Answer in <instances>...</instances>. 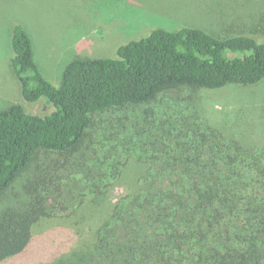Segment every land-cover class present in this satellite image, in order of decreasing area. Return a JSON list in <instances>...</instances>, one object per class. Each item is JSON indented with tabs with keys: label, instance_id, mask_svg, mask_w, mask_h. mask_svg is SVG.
<instances>
[{
	"label": "trees",
	"instance_id": "16d2710c",
	"mask_svg": "<svg viewBox=\"0 0 264 264\" xmlns=\"http://www.w3.org/2000/svg\"><path fill=\"white\" fill-rule=\"evenodd\" d=\"M26 31L11 26V70L27 104L45 99L53 110L0 109V203L28 199L27 209L0 220V261L56 218L75 232L73 264H264V119L251 123L261 132L237 126L234 115L225 125L220 111L191 99L262 82L264 40L154 28L116 57L72 60L55 86ZM46 153L58 157L48 166L73 180L70 214L29 207ZM49 181L68 193L69 183Z\"/></svg>",
	"mask_w": 264,
	"mask_h": 264
},
{
	"label": "rangeland",
	"instance_id": "374dc122",
	"mask_svg": "<svg viewBox=\"0 0 264 264\" xmlns=\"http://www.w3.org/2000/svg\"><path fill=\"white\" fill-rule=\"evenodd\" d=\"M14 23L21 24L30 35L35 61L43 76L59 86L63 70L72 60L116 57L120 45L146 36L154 28L192 26L217 37L251 33L264 40V0H0V109L21 103L28 112L43 115L53 110L52 105L45 99L27 104L10 67V31ZM173 95L179 98L180 93ZM193 98L199 100L201 109L220 111L223 115L220 123L227 125L234 115L242 117L237 126L247 125L248 131L249 124L255 132H261V127L257 129L251 123L264 119V80L254 85L227 84L201 90L191 95ZM163 107L166 117L171 118V108L165 102ZM42 157L38 160L41 180H36L29 207L33 203L47 204L51 208L57 205L56 216L70 214L73 180L65 181V173L48 166L58 157H50L49 153ZM50 176L69 183L66 184L68 193L60 190V186L55 187L49 181ZM26 180V175L19 179L16 191L23 188ZM28 186L31 188L29 183ZM121 191L115 188L111 193L116 197ZM43 196L48 199L44 200ZM65 198L69 201L66 207L62 201ZM25 199L0 203V220L10 211L18 213L27 209L28 199ZM57 220L50 222L40 235L32 237L20 253L0 264H73L70 251L77 243L73 240L75 232L62 222L56 223Z\"/></svg>",
	"mask_w": 264,
	"mask_h": 264
}]
</instances>
